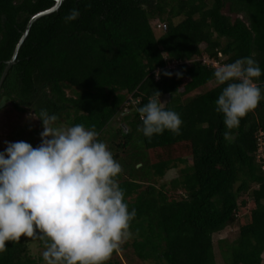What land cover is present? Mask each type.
Listing matches in <instances>:
<instances>
[{"label": "trees", "instance_id": "16d2710c", "mask_svg": "<svg viewBox=\"0 0 264 264\" xmlns=\"http://www.w3.org/2000/svg\"><path fill=\"white\" fill-rule=\"evenodd\" d=\"M52 5L0 0V77L29 18ZM225 8L241 17L232 21ZM73 9L80 14L67 21ZM152 21L161 25L159 37ZM243 57L261 68L255 83L264 90V0H65L31 26L0 100L3 109H44L57 115L55 124L98 133L121 166L116 180L136 212L130 246L143 264H217L213 235L242 216L236 238L217 242L222 264H263L264 100L229 143L214 103L223 86L202 60L223 65ZM156 91L179 114L178 134L138 131L137 109ZM115 120L124 125L113 127ZM171 169L177 176L159 183ZM32 240L42 244L38 236L6 242L0 264H35Z\"/></svg>", "mask_w": 264, "mask_h": 264}, {"label": "clouds", "instance_id": "9594fccd", "mask_svg": "<svg viewBox=\"0 0 264 264\" xmlns=\"http://www.w3.org/2000/svg\"><path fill=\"white\" fill-rule=\"evenodd\" d=\"M79 14L73 9L65 19ZM261 75L252 57L218 65L213 72L215 83L223 86L214 103L229 143L240 120L264 100V90L255 83ZM159 97L156 91L137 109L138 131L145 137L179 133V114ZM33 116L41 121L40 144L5 142L0 152V253L6 242L38 236L44 264H105L130 237L136 215L116 180L121 166L95 130L83 124L58 128L57 115L44 109Z\"/></svg>", "mask_w": 264, "mask_h": 264}, {"label": "rangeland", "instance_id": "374dc122", "mask_svg": "<svg viewBox=\"0 0 264 264\" xmlns=\"http://www.w3.org/2000/svg\"><path fill=\"white\" fill-rule=\"evenodd\" d=\"M224 14H227L231 20H235L236 18H240V15H234L227 13V8L222 11ZM179 19L174 20L177 22ZM151 26L153 28L154 34L156 37H159L162 34L161 25L157 21H152ZM222 62V59H220ZM219 62L218 65L220 64ZM172 66V64H171ZM170 66V67H171ZM214 84H209L206 88L198 89L187 96H194L203 92L205 89L212 87ZM168 98H162L160 101L162 103L167 102ZM119 125L123 126V123H119L115 120L112 123L113 127H118ZM58 128H67L62 123L55 124ZM42 131V127L38 126L36 119L33 115L28 112H20L14 111L10 109L0 108V152L4 151L5 142H17V141H25L30 143L33 147H36L40 144V132ZM111 131L107 130V133L102 134V136H108ZM138 166V165H137ZM177 176V170L171 169L166 172L163 179L159 183H168L170 180ZM145 184L143 185L144 188ZM166 189L169 191V186L167 184ZM245 216L239 217L238 220L231 226L225 228L222 232L214 234L212 237L215 249L216 263L222 264V260L217 248V242L222 239H227L228 241H232L236 238L239 230V225L242 222H245ZM131 233V232H130ZM133 234L131 233L130 237L123 242L120 247L117 249L116 254L114 256H110L109 259L105 262L108 264L110 262H118L120 264H143L134 254L132 247L130 246ZM29 251L33 259L36 261L35 264H44L41 253L44 250L43 245L39 242L32 240L29 244ZM264 257V255H263ZM145 264H149L146 262ZM264 264V260H263Z\"/></svg>", "mask_w": 264, "mask_h": 264}, {"label": "water", "instance_id": "95a60500", "mask_svg": "<svg viewBox=\"0 0 264 264\" xmlns=\"http://www.w3.org/2000/svg\"><path fill=\"white\" fill-rule=\"evenodd\" d=\"M53 1V5L51 7H49L48 9H45V10H42V11H39L37 13H35L34 15H32L26 26H25V29L24 31L22 32L20 38L18 39L15 47H14V50L12 52V55L10 57V59L8 61L5 62V67H4V70L2 72V75L0 77V87L2 85V82L8 72V70L11 68L12 65H14L15 61H16V57H17V54H18V51L20 49V47L22 46L24 40L26 39L28 33H29V30L31 28V26L40 18L42 17H45V16H48L56 11H58V9L60 8V6L62 5V3L65 1V0H52ZM4 102H5V97H3L1 100H0V108L4 105Z\"/></svg>", "mask_w": 264, "mask_h": 264}, {"label": "built area", "instance_id": "2783aa9c", "mask_svg": "<svg viewBox=\"0 0 264 264\" xmlns=\"http://www.w3.org/2000/svg\"><path fill=\"white\" fill-rule=\"evenodd\" d=\"M218 57H219V59H221V55H218ZM202 60H203L204 63H206V64H212L216 68L218 66V63H217L218 61H209L207 59H202Z\"/></svg>", "mask_w": 264, "mask_h": 264}]
</instances>
